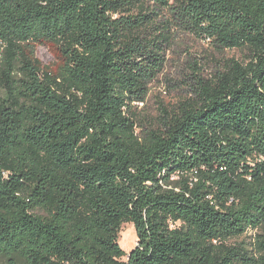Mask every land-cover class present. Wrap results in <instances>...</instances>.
Returning <instances> with one entry per match:
<instances>
[{"label":"trees","instance_id":"obj_1","mask_svg":"<svg viewBox=\"0 0 264 264\" xmlns=\"http://www.w3.org/2000/svg\"><path fill=\"white\" fill-rule=\"evenodd\" d=\"M134 1L248 60L141 125L168 29ZM0 264H264V0H0Z\"/></svg>","mask_w":264,"mask_h":264},{"label":"rangeland","instance_id":"obj_2","mask_svg":"<svg viewBox=\"0 0 264 264\" xmlns=\"http://www.w3.org/2000/svg\"><path fill=\"white\" fill-rule=\"evenodd\" d=\"M135 8L130 13L138 14L141 9L146 13L147 20L153 24L146 36L154 35L161 26H166L168 32L166 44L163 46L165 62L162 70L148 86V93L143 102H132L134 116L141 125L151 126L161 114V108L173 109L179 102L193 97L191 85L195 77L205 80L212 79L224 67L228 59L246 61L249 52L245 49H217L207 41L198 39L186 33L174 25H167L166 20L171 19L170 15L157 5L145 3L141 7L138 1H134ZM157 30H154V29ZM36 57L43 63H49L51 56L43 48H37ZM257 231H248L245 235L231 239V244L246 243L251 249ZM119 244L129 252L136 244V235L131 223L122 224L119 234Z\"/></svg>","mask_w":264,"mask_h":264}]
</instances>
